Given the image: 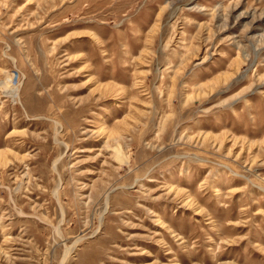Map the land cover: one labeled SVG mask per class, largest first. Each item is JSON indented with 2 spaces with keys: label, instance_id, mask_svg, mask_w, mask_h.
Instances as JSON below:
<instances>
[{
  "label": "rangeland",
  "instance_id": "1",
  "mask_svg": "<svg viewBox=\"0 0 264 264\" xmlns=\"http://www.w3.org/2000/svg\"><path fill=\"white\" fill-rule=\"evenodd\" d=\"M0 264H264V0H0Z\"/></svg>",
  "mask_w": 264,
  "mask_h": 264
},
{
  "label": "bare ground",
  "instance_id": "2",
  "mask_svg": "<svg viewBox=\"0 0 264 264\" xmlns=\"http://www.w3.org/2000/svg\"><path fill=\"white\" fill-rule=\"evenodd\" d=\"M12 87V86H11Z\"/></svg>",
  "mask_w": 264,
  "mask_h": 264
}]
</instances>
